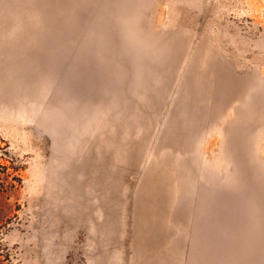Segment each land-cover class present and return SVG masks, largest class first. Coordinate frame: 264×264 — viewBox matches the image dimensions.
<instances>
[{"label":"rangeland","instance_id":"374dc122","mask_svg":"<svg viewBox=\"0 0 264 264\" xmlns=\"http://www.w3.org/2000/svg\"><path fill=\"white\" fill-rule=\"evenodd\" d=\"M0 264H264V0H0Z\"/></svg>","mask_w":264,"mask_h":264}]
</instances>
